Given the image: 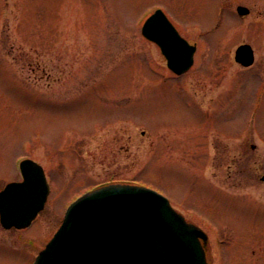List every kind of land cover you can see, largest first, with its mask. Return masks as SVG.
Wrapping results in <instances>:
<instances>
[{
	"label": "rangeland",
	"instance_id": "obj_1",
	"mask_svg": "<svg viewBox=\"0 0 264 264\" xmlns=\"http://www.w3.org/2000/svg\"><path fill=\"white\" fill-rule=\"evenodd\" d=\"M155 9L196 46L182 75L141 34ZM23 158L50 191L29 227L0 225V264H32L111 181L166 197L208 264H264V0H0V190Z\"/></svg>",
	"mask_w": 264,
	"mask_h": 264
},
{
	"label": "water",
	"instance_id": "obj_2",
	"mask_svg": "<svg viewBox=\"0 0 264 264\" xmlns=\"http://www.w3.org/2000/svg\"><path fill=\"white\" fill-rule=\"evenodd\" d=\"M236 12L245 16L249 9L237 6ZM141 33L160 48L173 73L180 75L192 66L195 46L178 34L160 10L146 19ZM234 60L251 66V46H238ZM19 169L22 181L9 183L0 192V224L5 229L28 227L49 192L40 165L26 159ZM206 242V235L160 194L115 184L73 202L34 264H207Z\"/></svg>",
	"mask_w": 264,
	"mask_h": 264
}]
</instances>
